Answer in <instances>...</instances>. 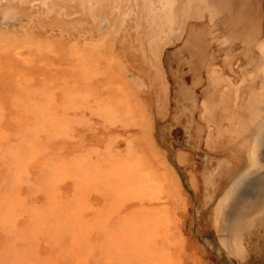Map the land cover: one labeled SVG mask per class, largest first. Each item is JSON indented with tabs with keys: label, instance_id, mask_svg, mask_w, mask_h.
Wrapping results in <instances>:
<instances>
[{
	"label": "rangeland",
	"instance_id": "rangeland-1",
	"mask_svg": "<svg viewBox=\"0 0 264 264\" xmlns=\"http://www.w3.org/2000/svg\"><path fill=\"white\" fill-rule=\"evenodd\" d=\"M263 71L264 0H0V264H264Z\"/></svg>",
	"mask_w": 264,
	"mask_h": 264
},
{
	"label": "bare ground",
	"instance_id": "bare-ground-1",
	"mask_svg": "<svg viewBox=\"0 0 264 264\" xmlns=\"http://www.w3.org/2000/svg\"><path fill=\"white\" fill-rule=\"evenodd\" d=\"M174 4V3H173ZM11 7H13V6H11ZM8 8H10V7H8ZM14 10H16L15 8H12L11 10H10V13H9V15H10V17H11V15L14 13ZM15 14V13H14ZM9 15H6V17L7 16H9ZM16 18V17H15ZM264 72V71H263ZM264 128V127H263ZM263 132H264V130H262ZM262 134H264V133H262ZM260 136V135H259ZM255 145H256V148L253 146V151H252V156L253 155H255L254 156V158H253V161H254V163L252 164L253 166H254V164H256V166H258V165H260V156H259V153H258V151L260 150V147L264 144V135L261 137V138H259V139H257L256 137H255ZM260 140V142L258 143V141ZM261 153H263V152H260V154ZM262 155V154H261ZM262 157V156H261ZM263 158V157H262ZM261 167H263V165H261ZM246 176H244V178H245ZM236 180V179H235ZM242 181H244L243 180V178L241 179V183H242ZM236 184H234V187H237V186H239L240 184H238V185H236ZM233 188V187H232ZM238 188V187H237ZM237 188H235V192L237 191V190H239V189H237ZM237 189V190H236ZM234 191H232L233 192V194H234ZM248 192V191H247ZM246 193V192H245ZM247 195H249V193H247ZM243 220V219H242Z\"/></svg>",
	"mask_w": 264,
	"mask_h": 264
}]
</instances>
